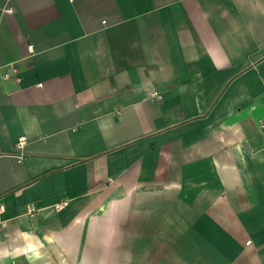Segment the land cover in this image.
I'll list each match as a JSON object with an SVG mask.
<instances>
[{"label":"crops","instance_id":"obj_1","mask_svg":"<svg viewBox=\"0 0 264 264\" xmlns=\"http://www.w3.org/2000/svg\"><path fill=\"white\" fill-rule=\"evenodd\" d=\"M0 216V264H264V0H0Z\"/></svg>","mask_w":264,"mask_h":264},{"label":"built area","instance_id":"obj_2","mask_svg":"<svg viewBox=\"0 0 264 264\" xmlns=\"http://www.w3.org/2000/svg\"><path fill=\"white\" fill-rule=\"evenodd\" d=\"M1 11L3 13H12L13 12V7L9 6L7 8H3ZM4 77L5 78H12L14 80H18L16 69L12 68L9 73H5L4 74ZM151 96L156 98V99H160L161 98V96H160V94L158 92H152ZM63 205L64 204L59 205V209H61L63 207ZM3 225H4L3 224V220L1 219V216H0V230L2 229ZM247 243H249V241Z\"/></svg>","mask_w":264,"mask_h":264}]
</instances>
